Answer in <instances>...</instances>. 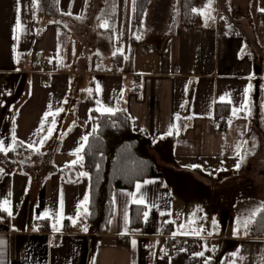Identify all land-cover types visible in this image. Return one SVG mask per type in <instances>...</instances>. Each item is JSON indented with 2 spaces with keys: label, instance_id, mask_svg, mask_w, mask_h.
Wrapping results in <instances>:
<instances>
[{
  "label": "crops",
  "instance_id": "obj_1",
  "mask_svg": "<svg viewBox=\"0 0 264 264\" xmlns=\"http://www.w3.org/2000/svg\"><path fill=\"white\" fill-rule=\"evenodd\" d=\"M93 1L38 9L0 0V140L11 147L0 151V264H264V235L249 231L264 208V0H199L193 26L182 24L181 0H150L138 25L136 0H100V15L115 16L111 30L96 27L104 61L76 51L64 59L60 21L93 15ZM40 58L47 69L35 67ZM49 105L63 111L37 134ZM105 108L128 113L140 152L162 174L115 188L107 230L97 232L84 217L89 171L70 183L63 170L81 162L91 114L112 113ZM133 206L149 213L139 225ZM170 235L195 249L175 251Z\"/></svg>",
  "mask_w": 264,
  "mask_h": 264
},
{
  "label": "trees",
  "instance_id": "obj_2",
  "mask_svg": "<svg viewBox=\"0 0 264 264\" xmlns=\"http://www.w3.org/2000/svg\"><path fill=\"white\" fill-rule=\"evenodd\" d=\"M150 0H136V23H140L146 6ZM199 0H181V20L185 26H193L199 22V16L193 11ZM37 8L52 4V0H36ZM49 12V10H48ZM107 20L108 27H100V21ZM97 29L111 30L115 24V16L100 15ZM93 101V96L89 100ZM95 130L88 136L82 151V160L76 165L64 168L63 178L73 183L79 178V171H89L90 202L85 214L86 221L94 224L97 232H105L113 214V191L115 188H131L135 182L148 177L161 176L162 172L151 157L139 150V141L133 138L131 118L123 109L112 113L100 114L92 112ZM144 210L141 207L131 208L130 223L139 225L143 221ZM252 237L264 235V208L252 218L249 225ZM194 250L193 246L190 248Z\"/></svg>",
  "mask_w": 264,
  "mask_h": 264
},
{
  "label": "rangeland",
  "instance_id": "obj_3",
  "mask_svg": "<svg viewBox=\"0 0 264 264\" xmlns=\"http://www.w3.org/2000/svg\"><path fill=\"white\" fill-rule=\"evenodd\" d=\"M101 8L102 1L95 0L93 1L91 8H89V11L92 12L93 15L79 16V19L77 18L74 21L69 18L66 19L68 26L72 30V43H74V45L69 44L68 48L65 44V30L66 28H68V26H66V24L64 23L65 18H60L62 20L60 21L58 16L55 17L61 23L59 51L61 50V53L64 52L62 56L64 59L69 56L68 54H73V52L76 51L77 53H79L81 61L83 56L86 54L88 55L86 56V60L90 58L92 59L87 60V62L96 60L95 56L98 58L97 65H100V63L104 61L103 57H101L103 56V52L105 50L104 44L100 40V36L96 31V27L99 22L97 20L100 16V13L102 12ZM104 21H106V18L100 21V25ZM68 50L70 53H68ZM95 54H98V56Z\"/></svg>",
  "mask_w": 264,
  "mask_h": 264
},
{
  "label": "snow or ice",
  "instance_id": "obj_4",
  "mask_svg": "<svg viewBox=\"0 0 264 264\" xmlns=\"http://www.w3.org/2000/svg\"><path fill=\"white\" fill-rule=\"evenodd\" d=\"M133 3H135V0H133ZM193 11L195 12L196 9H193ZM261 11H264V9H261ZM20 27H21V24H20V20H19V16H18V17H17V23H16V29L18 30ZM100 27H102V28H106V27H108L107 21L102 22L101 25H100ZM14 39H16L15 36H14ZM113 55H115V53H114ZM249 87H251V85H249ZM88 91L91 92L90 89H89ZM97 91H99V86H97ZM221 100H223V97H221ZM98 103H99V102H98ZM59 111H63V109H59V110H57L56 113H52V112H51V105H49V111H48V112H45V114H44V119H43L42 122H41V128L37 130V134H39L40 131H43V125H44L46 122H48V119H47V118H48L49 115H52V116H53V119L50 121V123H51L52 125H55V124H56L55 115H57ZM104 111L112 112L113 109H112V108H105ZM177 118H179V116H178ZM52 132H53V128H52V127H49V128L47 129V135L41 137V141H40V143H43L44 140L48 139V137L51 135ZM168 134L171 135V130L169 131ZM83 139H84V141H86V140H87V136H85ZM13 140H15V136H13ZM21 143H23V142H21ZM30 146H31V145H30ZM81 148H82V146H81ZM81 148H78V149L76 150L77 153L81 151ZM8 150H11V147H7V148H6V147L4 146V141L0 140V151H3V152L6 153ZM37 150H38V149H37ZM81 159H82V157H81ZM74 163H75V162H74ZM237 167H239V165H237ZM83 175H87V173H83ZM153 182H154V181H144V184L153 183ZM141 187H142V185H141L140 183H137V184H136V190H137V193L140 192ZM129 195H131V196L133 197V202H134V203H137V204H144V203H145V200H144V196H143V194H141V195L139 196V198H137L136 193H129ZM87 200H88V197L85 196V201H87ZM3 204H4V205H8V204H9V201L5 200V201H3ZM4 210L7 211L9 217H11V216L13 215L12 211H11L9 208H5ZM161 214H163V213H161ZM45 215H48V214L45 213ZM143 215H144L145 220H147V217H148V215H149L148 211H145V212L143 213ZM38 218H39V217H38ZM73 222L75 223V221H73ZM249 222H250V221L245 222V225H244V226L247 227V224H248ZM84 230L87 231V227H86V226H85V229H84ZM0 243H3V242L0 241ZM132 244H133V246H135V245H136V241L133 240V241H132ZM195 255H196V256L203 257V256H204V253H203V252H200V253H196ZM205 264H209L208 259L205 260Z\"/></svg>",
  "mask_w": 264,
  "mask_h": 264
},
{
  "label": "built area",
  "instance_id": "obj_5",
  "mask_svg": "<svg viewBox=\"0 0 264 264\" xmlns=\"http://www.w3.org/2000/svg\"><path fill=\"white\" fill-rule=\"evenodd\" d=\"M201 8L200 5L196 6V10H199ZM262 22L264 23V18H262ZM50 65V61L45 58H40L35 62V67L37 68H43L47 69ZM135 91H138L139 88L137 86H134ZM227 124V119L226 118H221L217 121V126L220 129H224ZM37 231L42 234H48L49 230L45 226H40L37 228ZM169 241L172 244L173 248L175 251H188L191 248V245L188 241L182 240L177 235H170L169 236ZM61 246L60 238L56 237L55 241L51 244V248H58Z\"/></svg>",
  "mask_w": 264,
  "mask_h": 264
}]
</instances>
